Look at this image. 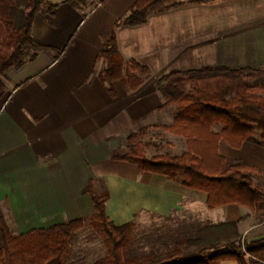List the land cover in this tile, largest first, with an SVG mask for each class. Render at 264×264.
I'll use <instances>...</instances> for the list:
<instances>
[{
  "label": "crops",
  "instance_id": "1",
  "mask_svg": "<svg viewBox=\"0 0 264 264\" xmlns=\"http://www.w3.org/2000/svg\"><path fill=\"white\" fill-rule=\"evenodd\" d=\"M135 2L45 0L47 8L36 14L32 37L44 48L26 47L1 77L0 216L6 227L18 236L89 219L95 207L84 190L93 180L95 190L102 182L109 192L107 215L118 226L142 215L177 216L184 225L197 226L246 218L239 225L242 239L264 238V219H258L264 202L258 210L239 204L209 209L206 193L112 159L125 150L129 135L174 122L178 108H163L158 87L164 76L202 67L264 71V0L186 4L153 14L143 25L117 28ZM113 33L124 61L149 71L135 73L142 79L138 87L127 72L112 83L103 79L108 62L99 55ZM221 129L216 125L214 132ZM176 138L186 153V140ZM260 141L253 137L240 149L221 141L219 154L264 174ZM248 258L264 264L262 258Z\"/></svg>",
  "mask_w": 264,
  "mask_h": 264
},
{
  "label": "trees",
  "instance_id": "2",
  "mask_svg": "<svg viewBox=\"0 0 264 264\" xmlns=\"http://www.w3.org/2000/svg\"><path fill=\"white\" fill-rule=\"evenodd\" d=\"M73 2L74 0H67ZM107 0H102L105 2ZM223 0H136L130 12L116 27L140 26L157 13L175 10L184 5H201ZM45 0H0V101L5 88L1 82L4 73L19 61L26 47L41 50L44 47L32 37L36 14ZM35 56V55H34ZM33 56V57H34ZM32 57V58H33ZM100 58L108 62L104 81L112 83L124 78L138 87L148 75L147 68L135 62H125L119 53L116 35L106 41ZM166 100L163 108H178L174 122L169 126H153L133 133L127 138L125 150L115 153V161L138 166L140 171L166 177L182 186L206 193L209 209L239 204L251 210L262 208L264 190L254 176L262 174L253 166L232 163L219 154V144L225 141L240 149L260 131V145L264 147V71L254 69L232 70L226 67H202L186 72H174L158 81ZM221 125L219 133L214 127ZM162 130L186 140L188 151L181 156L169 154L147 156L150 149L161 150L163 143L145 142L151 130ZM84 193L92 197L95 214L47 229L13 235L0 216V264H67L69 246L75 233L89 222L94 233L103 240L106 256L94 264H219L232 260L247 264L246 257L264 255V238L245 241L239 232L242 218L232 223L196 226L195 238H182L163 256H145L128 259L127 252L134 239L135 223L116 225L107 215L110 194L97 193L90 180ZM186 228L180 232H185ZM196 249L185 254L184 249Z\"/></svg>",
  "mask_w": 264,
  "mask_h": 264
},
{
  "label": "rangeland",
  "instance_id": "3",
  "mask_svg": "<svg viewBox=\"0 0 264 264\" xmlns=\"http://www.w3.org/2000/svg\"><path fill=\"white\" fill-rule=\"evenodd\" d=\"M90 5L98 4L102 0H87ZM93 3V4H92ZM47 4L41 5L40 11H45ZM25 51V50H24ZM177 113V108L169 110V113ZM260 131H255V138L260 137ZM169 137H174L169 138ZM180 139V138H179ZM155 141L157 143H163L164 147L161 150H148V157L158 154H169L171 156H180L185 152L181 150L185 148L182 140L175 139V136L170 134H164L162 131L151 130L149 135L144 139L145 142ZM169 142V145L167 144ZM185 143V142H184ZM173 148V149H172ZM175 148V149H174ZM120 152V151H119ZM256 184L264 190V179L255 178ZM101 182L96 186V191L100 194L104 190V185ZM264 202V201H263ZM207 217V216H206ZM181 219V218H180ZM179 217H172L170 220L157 219L151 216L142 215L135 219L134 239L127 252L128 259H136L137 261L145 256H163L175 246L176 241L182 238H195L197 236L195 231L197 225L185 224L181 222ZM258 219H264V211L258 214ZM206 220V218H205ZM180 221V222H178ZM186 221V220H185ZM186 228L185 232H180ZM249 241V239H243ZM1 246V239H0ZM185 254H192L196 252V249H184ZM106 256V248L103 240L98 237L89 222H86L83 229L74 234L73 239L69 246V256L67 264H94L100 259ZM248 257V256H247ZM247 264H252V258L247 259ZM262 258V259H261ZM260 259L264 261V255L260 256Z\"/></svg>",
  "mask_w": 264,
  "mask_h": 264
}]
</instances>
